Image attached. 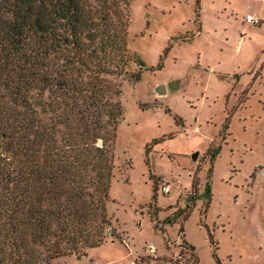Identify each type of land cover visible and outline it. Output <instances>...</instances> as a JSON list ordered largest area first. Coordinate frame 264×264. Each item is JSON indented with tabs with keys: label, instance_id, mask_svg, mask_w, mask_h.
I'll list each match as a JSON object with an SVG mask.
<instances>
[{
	"label": "rangeland",
	"instance_id": "1",
	"mask_svg": "<svg viewBox=\"0 0 264 264\" xmlns=\"http://www.w3.org/2000/svg\"><path fill=\"white\" fill-rule=\"evenodd\" d=\"M207 2L199 19L193 0L130 3L127 48L156 69L118 99L109 215L132 241L54 264H264V23L244 22L264 0Z\"/></svg>",
	"mask_w": 264,
	"mask_h": 264
},
{
	"label": "trees",
	"instance_id": "2",
	"mask_svg": "<svg viewBox=\"0 0 264 264\" xmlns=\"http://www.w3.org/2000/svg\"><path fill=\"white\" fill-rule=\"evenodd\" d=\"M132 1L0 0V264L81 259L116 233L118 99L156 71L127 48Z\"/></svg>",
	"mask_w": 264,
	"mask_h": 264
},
{
	"label": "built area",
	"instance_id": "3",
	"mask_svg": "<svg viewBox=\"0 0 264 264\" xmlns=\"http://www.w3.org/2000/svg\"><path fill=\"white\" fill-rule=\"evenodd\" d=\"M245 22L247 24H252V25L256 26V25H259L262 21L258 17H255L253 15H247L246 18H245ZM160 188H161V190H162L164 195H169L171 193V188H170L169 184H162L160 186ZM107 233H108L109 237H112L114 235L115 231H113L112 229H109L107 231ZM115 234L118 235L117 232ZM119 237L122 240V243L126 247L129 248L130 244H131V241H132L131 238L127 237V236H123V235H122V237H121V235ZM155 250H156V247L154 245H149L147 247V251L150 252V253H153Z\"/></svg>",
	"mask_w": 264,
	"mask_h": 264
},
{
	"label": "crops",
	"instance_id": "4",
	"mask_svg": "<svg viewBox=\"0 0 264 264\" xmlns=\"http://www.w3.org/2000/svg\"><path fill=\"white\" fill-rule=\"evenodd\" d=\"M263 1V0H262ZM193 2H194V4H195V6H196V8L198 9V10H202V9H207L209 6H207V0H193ZM207 2V3H206ZM249 15H253V16H255V17H258V18H260L261 19V21H262V23H261V25L264 23V9L261 7V10H257V11H254V12H252V13H249ZM244 22H245V19H244ZM246 23V22H245ZM260 25V26H261ZM201 28V26L199 27V29ZM199 66H201V65H199ZM162 86H159L157 89H160ZM163 88V87H162ZM157 93V92H156ZM158 95H160V94H158ZM165 95V94H164ZM162 96V95H161ZM181 118V117H180ZM182 120H183V118H181ZM180 119V120H181ZM226 131V130H225ZM214 138V137H213ZM213 138H211V141L213 140ZM199 153V152H198ZM199 157V156H198ZM194 161V160H193ZM195 163L193 162V164H192V166H190V167H192V170H193V168L195 167V165H194ZM189 168V167H188ZM185 169H187V168H185ZM213 170V169H212ZM190 172V171H189ZM190 179H191V177H190ZM193 181H195L196 183H197V179L194 177L193 178ZM162 184L163 183H165V182H161ZM165 184H168V183H165ZM193 184H194V182H192L191 181V183H190V187H191V185H192V189H194L195 191H196V189H197V185L196 186H193ZM170 186V185H169ZM170 188H171V186H170ZM159 189H161L160 187H159ZM78 260H81V259H78ZM57 261V260H56ZM54 262L55 261H53V263L52 264H54ZM95 264V263H94Z\"/></svg>",
	"mask_w": 264,
	"mask_h": 264
},
{
	"label": "water",
	"instance_id": "5",
	"mask_svg": "<svg viewBox=\"0 0 264 264\" xmlns=\"http://www.w3.org/2000/svg\"><path fill=\"white\" fill-rule=\"evenodd\" d=\"M162 90H163V88L161 87L160 89H157L156 91H157L158 94L164 95ZM198 156H199V153H196L195 155H193L192 159L194 161H196L198 159Z\"/></svg>",
	"mask_w": 264,
	"mask_h": 264
},
{
	"label": "flooded vegetation",
	"instance_id": "6",
	"mask_svg": "<svg viewBox=\"0 0 264 264\" xmlns=\"http://www.w3.org/2000/svg\"><path fill=\"white\" fill-rule=\"evenodd\" d=\"M211 162H212V158H211ZM212 164V163H211ZM210 170V169H209Z\"/></svg>",
	"mask_w": 264,
	"mask_h": 264
}]
</instances>
